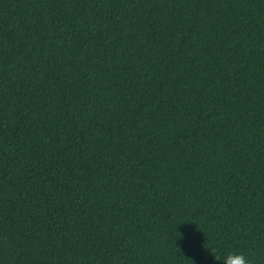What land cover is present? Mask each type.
<instances>
[{
  "label": "trees",
  "instance_id": "trees-1",
  "mask_svg": "<svg viewBox=\"0 0 264 264\" xmlns=\"http://www.w3.org/2000/svg\"><path fill=\"white\" fill-rule=\"evenodd\" d=\"M264 264V0H0V264Z\"/></svg>",
  "mask_w": 264,
  "mask_h": 264
},
{
  "label": "clouds",
  "instance_id": "clouds-1",
  "mask_svg": "<svg viewBox=\"0 0 264 264\" xmlns=\"http://www.w3.org/2000/svg\"><path fill=\"white\" fill-rule=\"evenodd\" d=\"M212 252L215 259L221 261L222 264H252L251 259L243 252L230 251L222 259L217 258L214 250Z\"/></svg>",
  "mask_w": 264,
  "mask_h": 264
}]
</instances>
